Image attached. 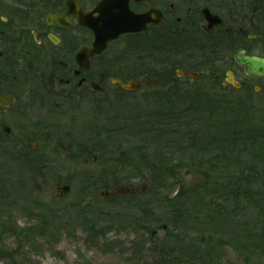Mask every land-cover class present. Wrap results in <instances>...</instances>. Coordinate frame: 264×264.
<instances>
[{"label":"trees","instance_id":"16d2710c","mask_svg":"<svg viewBox=\"0 0 264 264\" xmlns=\"http://www.w3.org/2000/svg\"><path fill=\"white\" fill-rule=\"evenodd\" d=\"M156 39L155 49L146 35L128 39L122 59L129 66L137 62L139 75L159 82L156 88L145 90L148 94L143 101L150 104L149 109L124 111L123 120L137 130L147 146L139 154L119 150L115 160L106 162L114 181L126 173L140 186H120L117 190L127 189L130 194L112 199L102 196V201L126 199L120 205L133 208L112 217L100 211L95 220L83 214L80 228L87 236L86 243L117 249L123 264H224V251L229 247L247 251L245 255L238 252L244 262L256 259L264 264V214L258 198L260 193L264 196V116L249 115L252 108L245 103L253 91H246L247 98L233 99L235 91L224 89L211 74L198 82L180 81L177 70L198 72L195 66L200 68V59L210 57V52L195 47L190 39L185 50L174 47L168 51L163 38ZM204 69L215 73L209 63ZM241 115L249 120L246 131L240 124L234 126ZM7 145L0 134V151H5L2 158L17 156L34 178L42 176L43 158L35 157L30 148ZM243 154L249 159L244 167L216 168L217 160L240 165ZM105 172L101 170L95 179L89 174L94 188ZM6 184L0 176V209L4 210L10 208L7 201H11ZM52 218L47 217V222L37 218L21 228L12 217L0 216V261L20 264L23 248L38 237L57 245L68 227ZM113 231L116 237L123 234L130 241L108 239Z\"/></svg>","mask_w":264,"mask_h":264},{"label":"flooded vegetation","instance_id":"af4514ba","mask_svg":"<svg viewBox=\"0 0 264 264\" xmlns=\"http://www.w3.org/2000/svg\"><path fill=\"white\" fill-rule=\"evenodd\" d=\"M100 2L0 0V134L10 139L16 132L18 136L10 143L13 147L36 151L39 147L34 140L48 138L51 122L64 120L71 113L72 129L81 130L84 126L86 130L89 120L84 111L93 110L97 116L120 114L125 96L130 97L135 109L138 93L159 86L157 81L145 82L144 76L138 74L137 62L129 66L122 60L128 50L126 41L143 35L148 36L153 49L156 38L162 37L168 51L174 47L185 50L190 39L195 47L210 52V57L200 59L203 69L196 65L198 72H187L197 73L199 77H179V72L187 73L177 70L180 81L198 82L205 74H211L229 91L262 90L264 78L256 80L247 76L236 56L244 52L248 57L264 58V0L131 2L133 14L157 10L161 23L148 25L143 33L120 37L109 43L101 55L89 59L88 66L86 63L81 66L77 55L82 49L92 48L94 42V33L84 18ZM205 11L212 16L211 27ZM207 63L215 73L204 69ZM229 72L239 87L229 82ZM131 82L133 90L124 89ZM85 151L82 156L87 160L90 152ZM91 157L97 161L96 153Z\"/></svg>","mask_w":264,"mask_h":264},{"label":"rangeland","instance_id":"374dc122","mask_svg":"<svg viewBox=\"0 0 264 264\" xmlns=\"http://www.w3.org/2000/svg\"><path fill=\"white\" fill-rule=\"evenodd\" d=\"M262 90L259 89L256 93H251V100L246 102L252 108L249 115L264 116V82H261ZM260 87V86H259ZM152 89V88H151ZM246 91L238 90L234 92L231 98H247ZM252 91V90H251ZM148 94L145 90L138 93L136 98L138 104L134 109L131 107L130 97L125 96L123 100L122 113H109L102 116H97L93 110L84 111L85 117L88 118V124L84 125L89 128L72 129L71 123L73 113L67 116L64 120L56 119L51 122L52 128L48 138L41 137V140H34L38 144V149L35 152V157L43 158L46 163L42 166V176H32L30 168L24 165V162L19 161L17 156L14 159H5L3 157L4 150L0 151V176L6 181L7 194L12 201H7L10 208L0 209V216L12 217L19 227H27L31 222L39 221L47 222V217H53L54 221H62L67 224L66 233L63 234L57 245H51L40 237L31 240V246L25 245L23 253L18 259V263L22 264H123V257L120 256L117 249L106 250L103 246L93 247L89 242L86 243L87 236L83 233L81 223L85 216H91L96 219L101 211L104 216L115 215L116 212H123L133 208L131 205H120L126 203L127 200L118 201H102L106 196L112 199L110 192L117 191L118 187L133 186L139 188L140 183L129 174L118 175L117 180H113L112 170L106 162L115 160L118 157V151L126 149L127 151L138 152L142 148H146L143 138L137 134V130L123 120L124 111L129 112L133 108L146 110L147 104L144 100V95ZM140 101V102H139ZM150 105V104H149ZM144 108V109H143ZM132 111V110H131ZM235 116V115H234ZM238 120L234 126L239 125L242 131L249 129V120L245 117H236ZM93 131H98L92 133ZM2 136V134H1ZM18 135L12 133L10 139H6L9 144ZM3 137V136H2ZM95 141V142H94ZM97 143L95 146L94 144ZM85 148V150H83ZM101 149L100 151H97ZM31 150V149H30ZM225 150V149H224ZM93 152L86 160L82 153ZM230 152V151H229ZM246 152V151H245ZM96 153L97 161L94 162L93 154ZM247 154L240 156V165L226 163L224 161H216V168L223 171L224 168L232 167L237 169L245 166L244 161H249ZM16 158V159H15ZM7 160V161H6ZM85 160V161H84ZM234 161V160H232ZM224 162V163H223ZM35 164V163H33ZM37 166V165H33ZM101 170H105L104 177L100 184L95 188L89 174L96 178ZM101 177V178H102ZM187 178V177H186ZM197 177H193L196 179ZM129 180L130 182H125ZM190 180L189 178H187ZM187 180V181H188ZM64 186L70 187V192L65 194L60 189ZM0 187V193H1ZM106 188V189H102ZM103 196V197H102ZM118 196V195H117ZM261 203L259 210L264 214V196L259 194ZM243 202L245 199H241ZM99 206L95 205L96 203ZM94 203V204H93ZM117 203V204H116ZM29 210H26V208ZM41 208V209H40ZM257 211H252L256 214ZM30 212V216L28 213ZM42 217H38L39 215ZM106 217V216H105ZM36 219V220H33ZM105 226V223H101ZM113 231L108 235V239L113 241L116 239L123 241L128 240L127 236H117ZM111 240V241H112ZM104 241H102V244ZM243 249V248H242ZM247 251L232 248H226L224 251V264H261L256 259L244 262V257ZM0 264H8L0 261Z\"/></svg>","mask_w":264,"mask_h":264},{"label":"water","instance_id":"95a60500","mask_svg":"<svg viewBox=\"0 0 264 264\" xmlns=\"http://www.w3.org/2000/svg\"><path fill=\"white\" fill-rule=\"evenodd\" d=\"M131 2L135 3H151L150 0H101L96 9L83 17L86 20L87 26L94 33V42L92 48H85L77 55V62L83 66L89 65V59H92L96 55H101L108 47V44L118 40L120 37L138 33L145 32L148 25H158L161 23L159 19L160 12L157 10H151L150 12L143 15H135L131 12L129 4ZM207 16V22L210 23V27L213 24L212 16L209 12L205 11ZM236 61L242 67L247 76L259 80L264 78V58L259 57H247L244 52L238 53L236 56ZM179 77H188L191 79H196L200 75L197 73H178ZM229 77L232 78L233 75L229 73ZM231 83H234L230 80ZM144 85L147 84L142 81ZM120 85L122 83L120 82ZM239 87L237 84H234ZM134 83L131 82L128 86H124L126 90H133ZM258 90V89H257ZM65 194L70 192V187L64 186L60 189ZM131 191L127 189H119L115 192H110V196H117L123 194H130Z\"/></svg>","mask_w":264,"mask_h":264},{"label":"bare ground","instance_id":"6f19581e","mask_svg":"<svg viewBox=\"0 0 264 264\" xmlns=\"http://www.w3.org/2000/svg\"><path fill=\"white\" fill-rule=\"evenodd\" d=\"M151 1V0H150ZM152 3V2H151ZM248 57V56H247ZM230 74H231V72H229ZM199 75V74H198ZM233 75V74H232ZM228 78H229V82H230V80H232L233 82H234V76L232 77V78H230L229 77V74H228ZM145 82L146 83H152V82H155V80H153V81H148L146 78H145ZM231 83V82H230ZM235 83V82H234ZM234 83H231V84H234Z\"/></svg>","mask_w":264,"mask_h":264}]
</instances>
